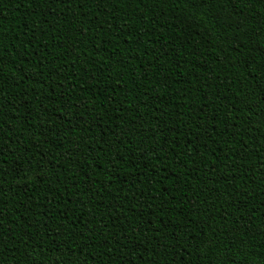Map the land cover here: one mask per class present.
<instances>
[{
    "label": "trees",
    "instance_id": "16d2710c",
    "mask_svg": "<svg viewBox=\"0 0 264 264\" xmlns=\"http://www.w3.org/2000/svg\"><path fill=\"white\" fill-rule=\"evenodd\" d=\"M0 264H264V0H0Z\"/></svg>",
    "mask_w": 264,
    "mask_h": 264
}]
</instances>
